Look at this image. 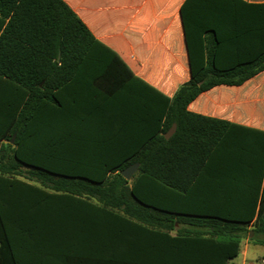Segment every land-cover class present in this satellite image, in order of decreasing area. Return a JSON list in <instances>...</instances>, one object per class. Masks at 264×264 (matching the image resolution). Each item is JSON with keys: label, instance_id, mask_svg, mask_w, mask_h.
Instances as JSON below:
<instances>
[{"label": "trees", "instance_id": "16d2710c", "mask_svg": "<svg viewBox=\"0 0 264 264\" xmlns=\"http://www.w3.org/2000/svg\"><path fill=\"white\" fill-rule=\"evenodd\" d=\"M179 15L189 76L168 96L64 0H0V264L237 256L255 207L238 221L192 204V169L207 163L225 122L187 107L264 70V2L184 0ZM255 196L250 240L264 244V183ZM181 220L201 229L169 235Z\"/></svg>", "mask_w": 264, "mask_h": 264}, {"label": "crops", "instance_id": "0c3cea01", "mask_svg": "<svg viewBox=\"0 0 264 264\" xmlns=\"http://www.w3.org/2000/svg\"><path fill=\"white\" fill-rule=\"evenodd\" d=\"M260 3L264 0H245ZM93 36L117 52L132 73L171 96L189 76L180 6L184 0H64ZM189 110L223 120L212 137L205 165L192 169V204L228 213L231 220H249L247 237L229 264H254L264 251L250 246L258 208L255 191L264 183V70L238 86L218 85L188 104ZM229 219V218H228ZM148 228H151L148 226ZM199 228L181 220L168 232ZM264 250V249H263ZM256 255V256H255ZM255 257V259L253 258Z\"/></svg>", "mask_w": 264, "mask_h": 264}, {"label": "water", "instance_id": "95a60500", "mask_svg": "<svg viewBox=\"0 0 264 264\" xmlns=\"http://www.w3.org/2000/svg\"><path fill=\"white\" fill-rule=\"evenodd\" d=\"M175 125L172 124L170 129L164 134V137L167 138L171 135V133L174 131ZM13 140V138L11 139V141ZM138 167V163H132L130 165H128L127 167H125L124 169H122L120 171V173L123 175V177L125 179H130V177L133 175V173L136 171Z\"/></svg>", "mask_w": 264, "mask_h": 264}, {"label": "rangeland", "instance_id": "374dc122", "mask_svg": "<svg viewBox=\"0 0 264 264\" xmlns=\"http://www.w3.org/2000/svg\"><path fill=\"white\" fill-rule=\"evenodd\" d=\"M264 248L263 247H260V246H256V245H254V246H250V253L253 251V253H254V251L256 252V251H258V250H260V251H264L263 250ZM255 254V253H254ZM256 256V255H255ZM254 259H255V257H253ZM253 263L254 264H259V261L258 260H253Z\"/></svg>", "mask_w": 264, "mask_h": 264}, {"label": "built area", "instance_id": "2783aa9c", "mask_svg": "<svg viewBox=\"0 0 264 264\" xmlns=\"http://www.w3.org/2000/svg\"><path fill=\"white\" fill-rule=\"evenodd\" d=\"M261 263H264V258H263V259H261Z\"/></svg>", "mask_w": 264, "mask_h": 264}]
</instances>
